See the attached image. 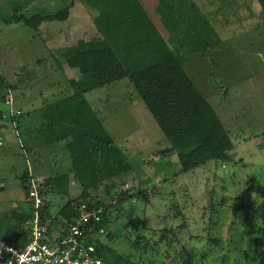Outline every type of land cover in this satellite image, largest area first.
Wrapping results in <instances>:
<instances>
[{"label":"rangeland","instance_id":"374dc122","mask_svg":"<svg viewBox=\"0 0 264 264\" xmlns=\"http://www.w3.org/2000/svg\"><path fill=\"white\" fill-rule=\"evenodd\" d=\"M119 1L0 0V72L13 88L0 89L4 115L0 122V237L19 225L11 213L30 208L20 187L25 171L34 180L40 179L47 209L57 216L68 201L81 195L66 141L42 145L35 128L44 122L42 111L47 106L72 94L69 80L80 78V64L110 53L101 47L93 18ZM140 1L169 49L184 58V70L216 111L234 147L225 164L212 161L183 173L178 155L201 145L192 122L161 131L139 95L124 81L89 92L90 106L132 168L124 179L106 182L112 185L113 199L106 197L105 184L90 197L119 203L120 191L132 196L142 191L141 196L110 211L109 218L118 217L109 223L113 238L105 235L102 242L121 255H136L138 264H184L187 254L193 256L192 264H223L224 255L227 264H264V232L258 233L259 228L264 231V196L256 192L258 185L264 187V16L260 3ZM60 10L67 13L64 20L43 21L37 29L14 21ZM11 113L17 117L12 119ZM63 174L72 181L64 196L47 184ZM241 203L260 208V216L248 221L243 212L236 211ZM137 233L147 237L146 251L137 253L132 248L130 242ZM210 239L222 248L217 251ZM251 245L260 253L256 261L244 258Z\"/></svg>","mask_w":264,"mask_h":264},{"label":"trees","instance_id":"16d2710c","mask_svg":"<svg viewBox=\"0 0 264 264\" xmlns=\"http://www.w3.org/2000/svg\"><path fill=\"white\" fill-rule=\"evenodd\" d=\"M258 1L264 16V0ZM66 14L65 10H60L57 14H38L26 19L17 17L14 21L23 22L26 27L37 29L43 21L64 20ZM93 23L102 37L101 47L109 49L110 53L93 56L80 64V78L69 80L72 94L47 106L46 111H42L44 122L35 128L37 141L42 145L66 141L72 174L81 186L82 193L77 199L68 201L59 212V216L48 211L45 206L43 209L45 215L41 221L50 227L60 223L57 217H61L66 220L65 225H67L71 223L73 217L78 216L79 211L76 210V206L81 202L88 201L92 209L102 207L105 211L101 215V222L93 226L96 231L103 229L104 233L97 239L87 235L84 244L95 248V254L102 264H138L134 261L136 255H121L102 242V237L105 235L110 239L113 238L109 223L113 218L118 217L109 218L110 211H117L115 205H122L134 197L141 196L142 191L135 192L133 196L127 190L120 191L119 203L116 201L107 203L104 199L97 200L90 197L92 191L105 184L106 197L113 199L114 196L110 193L112 185H107L106 182L113 183L117 179H124L123 176L130 173L132 168L105 130L86 95L93 90L124 81L139 95L141 102L161 131H171L187 122H192L201 138V145L178 155V164L183 173L205 166L212 161L225 164L224 162L230 158L229 153L234 145L216 111L193 85L184 70V58L176 56L169 49L159 28L140 0H121L95 16ZM2 87L7 91L13 89L0 72V89ZM3 116L0 112V122ZM10 117L15 119L17 115ZM30 180L29 173L25 171L20 178V187L26 199L29 197ZM47 184L50 190L58 195H67L69 176L65 174L60 177L55 176L48 180ZM256 192H261L260 194L264 196V187L258 185ZM40 193L47 197L44 189L40 188ZM233 208L235 211V207ZM31 211L30 206L27 210L21 209L11 213V217L19 225L16 228H9L8 234L1 238L12 242L20 238L21 234L22 237L26 236L25 230L19 227L32 216ZM236 211L243 212L244 217L250 222L260 216V208L254 209L244 203H241V207ZM253 212L257 216L252 215ZM132 218L128 216V219ZM263 232L259 228L258 233L261 235ZM135 236L130 242L132 248L137 250V253L146 251L149 245L147 237L138 233ZM208 242L216 245L217 251L222 248L215 239H210ZM186 257L184 264H192L193 256L187 254ZM257 257H260V253L255 246H248L244 255L245 260L256 261ZM227 259L226 255L222 256V263L227 264Z\"/></svg>","mask_w":264,"mask_h":264},{"label":"built area","instance_id":"2783aa9c","mask_svg":"<svg viewBox=\"0 0 264 264\" xmlns=\"http://www.w3.org/2000/svg\"><path fill=\"white\" fill-rule=\"evenodd\" d=\"M40 184V179L29 181L30 192L26 200L30 203L32 216L21 228L26 232V241L0 239V264H102L95 248L86 246L84 240L87 235L96 239L104 233L103 229L96 231L93 224L101 222L105 210L102 207L92 209L88 201L81 202L76 206L78 216L73 217L71 223L65 225L66 220L61 218L58 229L51 231L41 221L47 201L40 193Z\"/></svg>","mask_w":264,"mask_h":264},{"label":"crops","instance_id":"0c3cea01","mask_svg":"<svg viewBox=\"0 0 264 264\" xmlns=\"http://www.w3.org/2000/svg\"><path fill=\"white\" fill-rule=\"evenodd\" d=\"M113 5H115V4H112L111 5V7L113 6ZM110 8V7H109ZM102 40V39H101ZM100 41V40H99ZM74 80H77V79H74ZM3 122V121H2ZM15 130V129H14ZM0 131H1V127H0ZM15 132H17V130H15ZM17 134V133H16ZM2 145V144H1ZM30 152H31V148H30V146H28V153L30 154ZM29 168V167H28ZM29 174H30V172H28ZM31 177L30 178H33L34 179V177L32 176V175H30ZM46 178H48V176L46 177ZM69 184H72V181H71V179H70V182H69ZM57 219H58V221L60 222V223H56V224H53L52 226H50L49 227V229L51 230V231H55V230H57L58 229V226L61 224V217H57ZM0 239H3V240H5L4 238H1L0 237ZM24 241H26V238H25V236L24 237H22V234H21V236H20V238H18L15 242H24Z\"/></svg>","mask_w":264,"mask_h":264},{"label":"clouds","instance_id":"9594fccd","mask_svg":"<svg viewBox=\"0 0 264 264\" xmlns=\"http://www.w3.org/2000/svg\"><path fill=\"white\" fill-rule=\"evenodd\" d=\"M10 115H11V114H10ZM13 116H15V115H13ZM29 176H30V174H29ZM30 177H31V176H30ZM31 179H33V178H31ZM25 199H26V198H25ZM46 206H47V204H46ZM0 246H2V245H0ZM239 255H240V254L237 253V254H236V257L239 258Z\"/></svg>","mask_w":264,"mask_h":264}]
</instances>
